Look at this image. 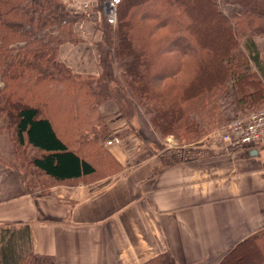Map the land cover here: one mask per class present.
<instances>
[{
  "label": "trees",
  "instance_id": "1",
  "mask_svg": "<svg viewBox=\"0 0 264 264\" xmlns=\"http://www.w3.org/2000/svg\"><path fill=\"white\" fill-rule=\"evenodd\" d=\"M106 1L96 0V9ZM219 3L241 12L225 15ZM84 19L60 0H0V120L19 146L36 151L29 164L49 184L95 174L88 155L114 168L98 114L112 98L131 101L160 137L178 144L213 130L216 99L229 85L241 92L239 102L264 103V87L250 70L255 57L241 48L264 34V0H117L115 23L101 12L96 25L95 76L75 74L58 59L62 44L80 41L74 25ZM23 176L27 192L37 189ZM22 239L17 250H0V264H34L28 234ZM38 261L55 264L47 256ZM142 264L175 262L163 252ZM218 264H264V229Z\"/></svg>",
  "mask_w": 264,
  "mask_h": 264
},
{
  "label": "crops",
  "instance_id": "2",
  "mask_svg": "<svg viewBox=\"0 0 264 264\" xmlns=\"http://www.w3.org/2000/svg\"><path fill=\"white\" fill-rule=\"evenodd\" d=\"M60 1L85 19L74 25L80 41L62 44L58 59L75 74L95 76L101 10L96 0ZM220 8L225 15L241 12ZM241 48L255 57L250 70L264 87V34ZM241 97L229 85L216 99L217 125L191 144L160 137L131 101H105L98 114L113 170L100 172L97 157L88 155L95 174L50 181L42 191L27 192L22 169L0 157V250H17L28 234L34 264L40 256L55 264H142L163 252L175 264H218L224 252L264 229V143L241 148L221 139L230 122L264 105Z\"/></svg>",
  "mask_w": 264,
  "mask_h": 264
},
{
  "label": "built area",
  "instance_id": "3",
  "mask_svg": "<svg viewBox=\"0 0 264 264\" xmlns=\"http://www.w3.org/2000/svg\"><path fill=\"white\" fill-rule=\"evenodd\" d=\"M117 0L102 3L103 14L110 24L116 20ZM227 145L241 148L253 147L264 143V105L247 116L230 122L221 136ZM110 143V142H108Z\"/></svg>",
  "mask_w": 264,
  "mask_h": 264
},
{
  "label": "rangeland",
  "instance_id": "4",
  "mask_svg": "<svg viewBox=\"0 0 264 264\" xmlns=\"http://www.w3.org/2000/svg\"><path fill=\"white\" fill-rule=\"evenodd\" d=\"M101 12L103 14V9H101ZM259 105L260 104L255 105L252 109H250L251 112L259 109L261 107ZM43 113L47 114L48 111L43 110ZM51 114L55 117L52 112ZM36 154L37 153L35 150H32L26 146H19L16 143V138L12 129L0 120V157H6V161H8V163L20 167L26 177V180L34 182L36 184V188L42 191L45 190L46 187H48L49 181L45 180L42 176H40L29 164L31 158ZM106 166L107 162L105 163V166H100L99 164L98 170L100 172H104L106 169L111 170L113 168L111 166L105 169ZM29 187H31V185H29ZM37 189L35 190L37 191Z\"/></svg>",
  "mask_w": 264,
  "mask_h": 264
}]
</instances>
